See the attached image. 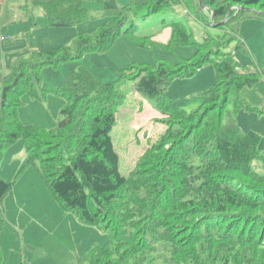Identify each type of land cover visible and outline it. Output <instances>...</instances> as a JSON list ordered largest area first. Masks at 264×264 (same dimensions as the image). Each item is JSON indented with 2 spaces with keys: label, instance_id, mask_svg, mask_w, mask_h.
Here are the masks:
<instances>
[{
  "label": "trees",
  "instance_id": "obj_1",
  "mask_svg": "<svg viewBox=\"0 0 264 264\" xmlns=\"http://www.w3.org/2000/svg\"><path fill=\"white\" fill-rule=\"evenodd\" d=\"M29 3L41 8L49 28L74 27L94 18L80 0ZM201 3L215 35H206L190 60L132 62L110 83H101L84 68L58 86L43 83V67L103 54L120 36L136 38V22L151 15L182 5L198 21L196 12L202 11L199 0H130L105 11L108 21L94 34L77 35L68 46L30 51L0 78V159L21 140L26 166L35 168L54 199L82 224H101L110 233L107 244L88 250V264H264V174L252 168L254 161L264 162L261 136L241 131L227 112L229 102L234 112L250 110L239 93L262 81L264 70L246 71L223 60L218 50L231 42L242 45L234 30L226 34L224 25L242 11L263 13L264 0ZM166 21L161 19L163 25ZM167 26V44L152 36L132 43L163 51L194 44L182 22L170 19ZM208 63L215 69L209 90L189 99L166 98L171 83L193 78ZM126 81L153 100L162 116L156 123L164 126L128 176L120 172L111 138L116 114L126 101L119 86ZM48 95L63 101L57 125H23L18 119L22 98L43 101ZM10 190L11 184L0 178V202Z\"/></svg>",
  "mask_w": 264,
  "mask_h": 264
},
{
  "label": "rangeland",
  "instance_id": "obj_2",
  "mask_svg": "<svg viewBox=\"0 0 264 264\" xmlns=\"http://www.w3.org/2000/svg\"><path fill=\"white\" fill-rule=\"evenodd\" d=\"M192 4L196 5L195 2ZM173 8V11L166 14H154L144 22H136L137 37L132 40L137 42L140 38L152 36L157 43L167 44L171 33L167 24L170 19H175L190 31L194 44L175 45L170 51L144 49L132 43L129 37L120 36L111 49L103 54L89 53L80 59L43 67V83L58 86L79 68L88 70L101 83H110L117 80L123 66L132 62L153 65L155 59L159 58L176 64L178 60L194 58L196 46L204 43L206 35H215L213 29L207 27L211 24V15L203 8L196 12L198 21H195L184 6L176 5ZM36 11L42 12L39 9ZM87 11L89 12L88 9ZM104 12L105 10L96 13L90 11L91 15L97 14L92 15L94 18L90 21L103 19ZM162 18L167 20L166 25L161 23ZM107 21L106 18L95 31ZM124 29L125 27L122 31ZM224 30L226 34L234 30L242 45L236 47L235 42H231L225 47L220 46L218 50L221 58L238 64L246 71L264 70V12L258 14L242 11L236 20L224 25ZM226 37L229 38L228 35ZM214 81V64L208 63L193 78L171 83L166 90V98L173 101L192 98L209 90ZM133 85L126 81L119 86L126 101L116 114V122L111 132L119 156L120 172L124 176L134 171L139 157L156 142L159 131L164 127L156 123L162 116L155 109L153 100L135 92ZM132 94H135L134 98L141 105L139 111L137 103H132L129 99ZM239 96L250 110L234 112L229 102L227 112L232 114L241 131H252L261 136L259 150L264 155V79L252 88H244ZM62 104L63 101L55 95H48L43 101L24 96L22 106L18 109V119L25 126L54 128L60 120ZM226 121L225 116L223 123ZM135 126L140 129L135 130ZM252 168L258 174H264V162L256 160L252 163ZM0 178L11 184V190L0 202L1 264H88L85 257L88 250L99 248L111 240L110 233L101 224H82L75 212L65 210L54 199L35 168L26 166V154L21 140L2 154Z\"/></svg>",
  "mask_w": 264,
  "mask_h": 264
},
{
  "label": "crops",
  "instance_id": "obj_3",
  "mask_svg": "<svg viewBox=\"0 0 264 264\" xmlns=\"http://www.w3.org/2000/svg\"><path fill=\"white\" fill-rule=\"evenodd\" d=\"M31 1L46 2L51 0H0V78L9 66L18 58L26 56L30 51H43L68 46L77 35L91 34L106 17L95 21L80 23L68 28H49L45 25L43 13L38 5ZM93 13L118 9L130 3V0H80ZM42 11V10H41ZM100 12H98L99 14ZM96 16L97 14H92ZM105 18V19H104ZM48 72V71H46ZM129 95L131 102L140 104ZM48 100V99H47ZM54 102L57 101L54 99ZM55 104V103H54ZM135 130L140 127L135 126Z\"/></svg>",
  "mask_w": 264,
  "mask_h": 264
},
{
  "label": "water",
  "instance_id": "obj_4",
  "mask_svg": "<svg viewBox=\"0 0 264 264\" xmlns=\"http://www.w3.org/2000/svg\"><path fill=\"white\" fill-rule=\"evenodd\" d=\"M199 3H200V7H201V9H203V7H202V3H201V0H199ZM249 12H256V11H254V10H248ZM224 23V21L223 22H221L220 24H223Z\"/></svg>",
  "mask_w": 264,
  "mask_h": 264
}]
</instances>
